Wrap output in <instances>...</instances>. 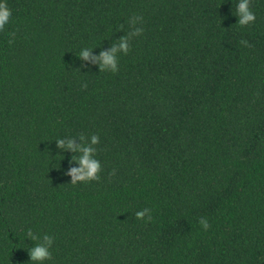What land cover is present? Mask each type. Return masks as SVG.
Wrapping results in <instances>:
<instances>
[{
	"label": "trees",
	"instance_id": "16d2710c",
	"mask_svg": "<svg viewBox=\"0 0 264 264\" xmlns=\"http://www.w3.org/2000/svg\"><path fill=\"white\" fill-rule=\"evenodd\" d=\"M5 2L0 264H33L29 229L44 264H264V0L246 25L236 0ZM93 134L98 179L73 184L56 139Z\"/></svg>",
	"mask_w": 264,
	"mask_h": 264
},
{
	"label": "clouds",
	"instance_id": "9594fccd",
	"mask_svg": "<svg viewBox=\"0 0 264 264\" xmlns=\"http://www.w3.org/2000/svg\"><path fill=\"white\" fill-rule=\"evenodd\" d=\"M235 15L238 17L237 22L240 25H246L255 20V13L249 7V0H236L235 4ZM12 19V13L5 0H0V32H3L5 28L10 24ZM141 19L139 16H134L133 23L135 20ZM143 31L142 27L135 28L130 35L138 36ZM11 42V41H10ZM242 43H247L242 41ZM91 47L81 48L78 56L83 59H88L91 53ZM129 50V37L121 36L118 40L113 43L110 50L101 51L98 55L93 56L94 61L99 62V67L101 71H110L115 73L118 71V56L117 52L127 54ZM81 144L74 145L71 138L68 139L67 143L63 139H56L57 146L65 150H72L73 152L79 153V155L74 156L75 160L80 166L77 168H72L70 170V175L73 177L72 183L75 184L77 181L86 182L92 179H98L97 173L100 170V162L97 159H93L92 156L96 152L94 147L99 142V137L95 134L91 135L86 141L84 135H80ZM149 209L144 208L142 210L135 212V217L137 219L145 218L151 219L149 214ZM199 223L204 229L208 228V223L204 218L199 220ZM27 236L36 241L33 247L28 249L30 261L33 264H44L45 261L51 259V246L53 244V238L48 234H43L42 238L38 237L32 232L31 229L27 231ZM43 240V243L40 240Z\"/></svg>",
	"mask_w": 264,
	"mask_h": 264
}]
</instances>
